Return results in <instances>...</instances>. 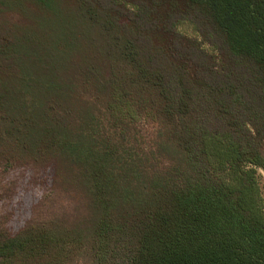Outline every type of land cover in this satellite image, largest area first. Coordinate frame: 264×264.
Here are the masks:
<instances>
[{
  "label": "trees",
  "instance_id": "1",
  "mask_svg": "<svg viewBox=\"0 0 264 264\" xmlns=\"http://www.w3.org/2000/svg\"><path fill=\"white\" fill-rule=\"evenodd\" d=\"M147 1L135 32L105 13L115 0H79V15L102 37L123 36L104 85L106 124L91 147L51 124L34 148L63 151L80 167L93 233H3L0 264H67L87 247L90 264H264L256 176L264 166V0H177L182 13L176 0ZM193 16L212 30L209 49L178 30ZM157 28L173 37L194 79L145 33ZM34 79L17 69L14 96L28 111L41 105ZM143 119L156 126L148 146L137 141Z\"/></svg>",
  "mask_w": 264,
  "mask_h": 264
},
{
  "label": "rangeland",
  "instance_id": "2",
  "mask_svg": "<svg viewBox=\"0 0 264 264\" xmlns=\"http://www.w3.org/2000/svg\"><path fill=\"white\" fill-rule=\"evenodd\" d=\"M47 2L0 0V235L42 226L55 236L88 237L95 209L80 167L63 151L44 156L34 148L51 124L67 141L94 145L106 124L105 80L124 41L119 31L102 37L94 23L79 15V0ZM144 2L115 0V10L105 13L136 32L137 7ZM173 3L176 12L186 11L182 2ZM191 20L195 22L178 30L209 49L211 28L195 16ZM145 33L172 62L189 68L194 79L191 64L179 57L170 34L160 28ZM18 68L35 78L30 88L41 100L35 110L28 111L14 96ZM155 129L150 120L137 122L138 143L150 145ZM256 176L264 205V166L256 168ZM87 249L67 264H90Z\"/></svg>",
  "mask_w": 264,
  "mask_h": 264
}]
</instances>
